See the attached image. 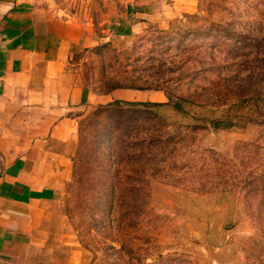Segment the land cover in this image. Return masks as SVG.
<instances>
[{
  "label": "rangeland",
  "instance_id": "rangeland-1",
  "mask_svg": "<svg viewBox=\"0 0 264 264\" xmlns=\"http://www.w3.org/2000/svg\"><path fill=\"white\" fill-rule=\"evenodd\" d=\"M68 69L132 99L76 122L60 201L84 264H264V0H172Z\"/></svg>",
  "mask_w": 264,
  "mask_h": 264
},
{
  "label": "crops",
  "instance_id": "crops-1",
  "mask_svg": "<svg viewBox=\"0 0 264 264\" xmlns=\"http://www.w3.org/2000/svg\"><path fill=\"white\" fill-rule=\"evenodd\" d=\"M172 0H0V264H84L67 227L80 113L132 100L85 91L70 60L139 33ZM128 93V94H127Z\"/></svg>",
  "mask_w": 264,
  "mask_h": 264
},
{
  "label": "trees",
  "instance_id": "trees-1",
  "mask_svg": "<svg viewBox=\"0 0 264 264\" xmlns=\"http://www.w3.org/2000/svg\"><path fill=\"white\" fill-rule=\"evenodd\" d=\"M117 88V87H116ZM181 102H183L182 100H179V102H177V103H175V104H173V108L174 109H176L178 112H181L182 111V106H181ZM135 105H140V106H149V105H158V104H152V103H136ZM159 105H162V104H159ZM210 125H211V127L212 128H214V129H217V128H220V127H222V128H226V125L227 124H222V122L221 121H217V120H212V121H210Z\"/></svg>",
  "mask_w": 264,
  "mask_h": 264
}]
</instances>
